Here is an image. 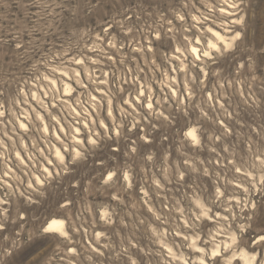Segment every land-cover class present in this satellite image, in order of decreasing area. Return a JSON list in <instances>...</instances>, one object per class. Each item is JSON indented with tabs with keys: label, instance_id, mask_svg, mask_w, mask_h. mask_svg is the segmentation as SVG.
<instances>
[{
	"label": "clouds",
	"instance_id": "9594fccd",
	"mask_svg": "<svg viewBox=\"0 0 264 264\" xmlns=\"http://www.w3.org/2000/svg\"><path fill=\"white\" fill-rule=\"evenodd\" d=\"M242 258L264 264V0H0V264Z\"/></svg>",
	"mask_w": 264,
	"mask_h": 264
},
{
	"label": "bare ground",
	"instance_id": "6f19581e",
	"mask_svg": "<svg viewBox=\"0 0 264 264\" xmlns=\"http://www.w3.org/2000/svg\"><path fill=\"white\" fill-rule=\"evenodd\" d=\"M62 227V224H60L59 222L53 221L50 225H49V229L50 230H60V228Z\"/></svg>",
	"mask_w": 264,
	"mask_h": 264
},
{
	"label": "rangeland",
	"instance_id": "374dc122",
	"mask_svg": "<svg viewBox=\"0 0 264 264\" xmlns=\"http://www.w3.org/2000/svg\"><path fill=\"white\" fill-rule=\"evenodd\" d=\"M157 60H158V62H161L162 63V61H159V54L157 55ZM55 86L56 85L54 84L53 87H55ZM125 87H127V85H125ZM181 102L184 103L185 101H181ZM137 194H139V193H137ZM50 231L59 232V231H62V227L60 228V230L58 229V230H50ZM242 259H244V264H246V258H242Z\"/></svg>",
	"mask_w": 264,
	"mask_h": 264
}]
</instances>
